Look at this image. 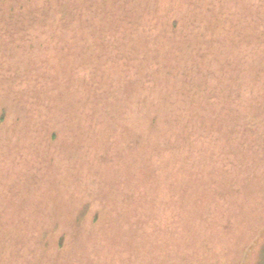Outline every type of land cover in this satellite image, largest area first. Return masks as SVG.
Listing matches in <instances>:
<instances>
[{"label":"rangeland","instance_id":"obj_1","mask_svg":"<svg viewBox=\"0 0 264 264\" xmlns=\"http://www.w3.org/2000/svg\"><path fill=\"white\" fill-rule=\"evenodd\" d=\"M208 1L192 3L201 7ZM67 2L75 6L81 0ZM214 2L225 10L232 1ZM98 10L97 4H82L78 12L97 23L93 30L84 27L82 34L76 16L71 21L45 17L44 23L26 17L22 24L29 23L32 34L4 53L0 49V238L10 245L0 262L17 261L13 254L21 247L7 237L20 223L30 240L46 230H54L49 234L53 239L66 234L67 262L85 247L90 255L104 254L116 264H131L132 255L137 264H235L238 259L239 264H264L263 149L254 145L246 157L249 173L231 171L235 178H220L236 163L228 156H237L246 140L247 129L234 126L236 117L243 116L244 125L251 121L244 110L236 115L222 108L238 98L240 82L228 79L234 74L221 77L214 71L187 79L183 66L167 75L166 58L173 65L185 64L186 58L187 66H195L194 47L181 56L178 44L161 49V56L155 53L150 74L158 77V72V81L144 75L143 80L135 71L124 74L123 64L113 59L116 42L107 28L118 29L106 11ZM145 12L139 38L147 35L154 42L153 28L160 31L162 25L159 17ZM0 26L4 31L5 24ZM98 103L115 117H99L98 123ZM179 118L183 123L174 127ZM202 121L219 129L215 136L200 127ZM256 131L264 140V127H253L250 136ZM157 133L174 143L156 142ZM166 147L171 149L164 151ZM88 203L82 227L72 225L75 212ZM234 205L244 207L246 214H235L244 220L235 240L229 221L231 238L222 254L216 246L223 227L220 215ZM96 211L100 217L93 224ZM108 230L115 237L111 245L104 237ZM207 243L215 244L211 254L204 253Z\"/></svg>","mask_w":264,"mask_h":264},{"label":"trees","instance_id":"obj_2","mask_svg":"<svg viewBox=\"0 0 264 264\" xmlns=\"http://www.w3.org/2000/svg\"><path fill=\"white\" fill-rule=\"evenodd\" d=\"M67 1L69 0H47L44 4L35 6L36 3H34V0H0V25L5 24L4 31L1 30L2 26H0V49L2 53L12 48L10 46H14L13 43L16 41H21L32 34L31 25L28 23L26 24L28 27H24L22 24L23 19L26 17H32L37 19L40 23H44L45 21L43 20L45 17H51L53 20H56L59 16L61 19L71 21L70 19H72V16H76L78 18L77 20L81 21L77 31H81L82 34L84 32V27L86 29L87 26L93 30L97 25V23L93 21L95 17L85 18L87 17L85 14H80L78 11L82 7V4H87L89 6L97 4L99 8L98 12L100 10L106 11L108 16L107 19L118 29V31H116L115 29L107 28L110 30L111 34L114 33L112 41L116 42L113 45L117 53L113 54V59H116V62L120 65L123 64L125 68V70H123L124 74L135 71L142 79L144 76H148L150 79L154 80L155 78L158 81V77L161 76L158 72V77L150 74L153 73L151 69H153V61L156 59L155 53L161 56L163 54L162 50L167 49L170 45L178 44L177 49L180 50L179 54L183 56L187 48L192 51L191 48L194 47L196 51L195 56L197 57V59H195V66L192 68L189 64L187 66L185 61L186 58H183L185 64L177 63L176 65H173L171 61L166 58L165 62H169V64L164 65V67H167V69L165 68L166 71L168 70L167 75L169 73L172 74L171 72L173 70H181L182 66L186 67V71L188 72V74L185 75L186 78L189 75H193V79L200 78L205 72L211 71H214L213 73H219L221 77L224 73L234 74V77H229L228 79H230L233 84V79L240 82L237 92L238 98L234 99L230 106H224L222 108L226 110L225 113L230 111L236 115H238V112L242 113V110H244L246 115H250L251 121L248 122L247 125H244V123H242L243 116H238L239 119L236 117L237 124H234V126L247 129V131L243 132V134H247L246 137H244L246 140L239 146L241 147L238 149L239 153H235L237 151L236 146L228 147L233 148L231 150L237 155L228 156L233 164L236 163L228 169L225 176L220 178H235L236 176L234 175L233 177L231 171L237 174L239 173L240 176L243 173H249V169L252 168V166L245 168L244 165H246V157L249 156L248 154L254 148L253 146L255 145L257 149L260 148L264 151V140H261L263 137H261L260 131H256L257 134L253 135V137L250 136L249 132L253 127H264V0H230L234 3L231 2L230 6L225 10H222V7L219 6L220 2L218 3V8L221 10H219L216 2H214L215 0H209L207 3L204 2L201 7H196V3H192L193 0H168V3H163V0H81L79 5L75 6L71 4L73 2L69 3ZM53 4L56 5V9L60 10V12H55L57 10L54 9ZM125 10L127 11L125 12ZM145 10L152 12L157 20L159 17L160 26L162 25L160 31H158L159 28L155 29L152 27V33L155 32L156 35V37H153L155 39L154 42L149 36L147 37V35L144 37V40L139 38L141 27H143L142 21L145 19ZM180 13H182V15ZM182 20L185 21L184 24ZM101 23L104 24V21L102 20ZM113 24H111V27H113ZM102 32L104 31L102 30ZM154 45L158 46V51L154 48ZM203 46L207 48L208 56L204 54L206 51ZM202 52L203 54L199 57V54ZM211 65L212 69L208 70ZM110 69H112V66ZM133 79L134 78H131L129 81L131 82ZM145 83L146 85L150 84V87L153 86L147 81ZM244 88L250 92V97H246V93L243 92L245 90ZM199 92L201 93L202 90L199 89ZM125 95L127 94L125 93ZM158 95H160V93ZM221 96L223 97L224 94ZM96 105L98 107L97 113L99 112L96 121L100 123L99 117H108L110 121V116L112 113L114 114V112L109 110L106 113L105 108L99 103ZM155 117L156 124L160 116L156 115ZM182 123L183 120L179 118V120L173 122V124H175L173 126L176 127ZM192 125L193 124H190V126ZM202 126H204L203 121L202 124H200V127ZM204 128L211 136H215L217 133L216 131L219 130L212 125L211 122L204 126ZM168 130V133L172 132L170 129ZM244 130L245 129H243V131ZM52 135L53 141L56 137L55 132ZM165 135L166 134L161 135L157 133V135L153 137L156 139V142H160L163 146L173 144L174 141H170L169 137L165 138ZM185 136L187 137L188 134L185 133ZM251 142L254 144H251ZM258 142H260V146H258ZM181 147H183V145H180L179 149ZM169 149L171 148L166 147L164 151H169ZM180 159L177 158L176 160L179 161ZM238 166H242L244 169L240 168L239 170ZM261 175H264V173ZM226 184H228L227 181ZM232 207L233 208L228 210V212L220 215L223 227L220 226V231L216 239V246L222 249V254H225L227 239L231 238L227 235L229 233V221H231L233 230L235 231L233 236L235 240L236 235L239 234V224L244 221L237 216H239L240 213L246 214L245 208L241 205H234ZM237 207L238 212L235 213ZM90 208L91 204L88 203L84 205L82 210L75 212V215L71 219L72 225L81 228ZM95 213L96 216L93 219V224L100 217L99 212L96 211ZM235 214H237V216ZM54 226L56 230L58 227L56 225ZM12 228L13 235L7 238L11 239L16 247H21V250L17 249L18 254H13L17 261H14V263L9 260L11 264H32V262L37 264H61V262L66 260V251L68 249L66 234H61L58 239H53L49 237V234L52 235L54 230L51 232L50 230H46L39 233V235L37 234V236L35 235L36 237L30 240V238L26 236L28 234L27 227H22L19 223ZM105 234L106 236L104 237L109 245L114 243V235H112L109 230ZM239 238H237V240ZM6 241L8 240L2 237L0 238V258L8 254L10 245L7 244ZM54 244L57 245L56 251L52 250ZM97 244L99 245V240H97ZM214 245L213 243H207L203 248L204 253L211 254L215 247ZM33 246L34 248L29 250L30 247ZM81 248H79V250ZM245 248L241 249L243 253H245ZM95 249L96 248H93L91 251L93 252ZM88 250L90 249L84 247L78 255V260L73 258L72 262V259L68 261L74 264H116L117 262L109 261L104 254L103 256L106 259H104L103 256L94 257L90 255L91 253H89ZM10 251L9 256L12 254V250ZM116 252L117 249L114 254H116ZM219 253H216V255H219ZM133 256L134 255L130 258V263L137 264L134 263ZM65 262H67V260ZM69 262H67V264H71ZM239 262L240 260L238 259L235 264H239ZM119 263L121 264V261H119ZM0 264L8 263L2 261Z\"/></svg>","mask_w":264,"mask_h":264}]
</instances>
